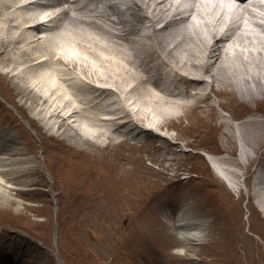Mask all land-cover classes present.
<instances>
[{
  "label": "rangeland",
  "instance_id": "rangeland-1",
  "mask_svg": "<svg viewBox=\"0 0 264 264\" xmlns=\"http://www.w3.org/2000/svg\"><path fill=\"white\" fill-rule=\"evenodd\" d=\"M17 79L0 74V110L5 107L3 118L13 123L21 138L22 157L29 162L21 165H29L34 174L17 179L28 183L15 185L9 199L0 198V210H11L0 217V264H243L244 252L254 251V246L247 250L246 241L253 238L264 248L256 197H249L251 168L243 177L236 175L241 168L237 137L242 133L244 146L251 149L255 122L248 121L239 132L225 125L233 122L231 117L250 119L253 102L214 91L217 98L211 94L208 102L215 115L190 106V116L181 118L176 127L189 147L212 153L218 164L235 170L231 175L239 178L241 188L236 190L213 172L201 154L187 151L170 156H177L171 162L173 171L166 166L167 155L153 143L142 147L122 143L115 151L99 150L91 141L86 145L85 137L79 138L83 146L62 140L58 128L47 130L31 122L36 108L26 100L23 83L18 91L13 86ZM212 85L220 88L219 83ZM20 99L29 106L26 112L17 105ZM215 100L225 111L215 106ZM254 102L264 107V95ZM174 118L176 113L171 114V124L176 125ZM263 147L264 142L257 152ZM67 148L79 154L61 157ZM122 155L131 163L116 170L118 179L109 185L106 168L114 167ZM126 167L137 169L132 181L124 175ZM176 171L180 175L173 179ZM181 211L204 227L201 241L188 242L181 236L176 216ZM71 230L73 234L67 236Z\"/></svg>",
  "mask_w": 264,
  "mask_h": 264
},
{
  "label": "bare ground",
  "instance_id": "bare-ground-1",
  "mask_svg": "<svg viewBox=\"0 0 264 264\" xmlns=\"http://www.w3.org/2000/svg\"><path fill=\"white\" fill-rule=\"evenodd\" d=\"M23 1L0 0V69L7 70L0 74L10 76L11 73L17 77L18 82H12L17 91L24 84L26 100L31 101V105L36 108V112L31 115L34 117L30 118L31 122L36 121L35 124L40 128L55 125L64 139L77 145L83 146L80 137L86 138V145L91 138L118 137L120 134L116 130H108L104 125L126 127L133 116L139 122L152 121L155 117L154 127L159 128L168 125L174 109L190 116L189 107L195 106L196 109L201 99L174 101L170 104L159 95L156 96L146 86L151 81L146 75L150 63L168 84L195 88L198 97L204 90V86L200 85L205 82L208 86L219 83L220 88L216 90L218 95L219 91L226 95L233 93L240 96V100L253 102L254 109L257 108L254 100L264 95V86L261 84L264 79V26L259 22L264 19V5L255 3L249 9L247 5L240 6V20L243 22L235 24L229 18L231 14L237 13V9L230 0H191L189 9L183 11L186 15L179 20L176 18L181 13L179 8L187 0H125L123 3L122 0H68L70 10L56 23L57 34L62 36L65 33L62 38L64 44L61 47L55 42L50 54L52 64L59 67L56 69L58 74L55 77L42 75V86L36 93L28 88L26 78L32 77L33 67L28 65L32 59L29 8ZM123 4L125 7L122 9ZM245 21L258 26L257 29L252 27L245 30ZM161 22L166 23L164 29L154 31V26ZM224 25L227 26L226 39L216 38L210 46L207 35L214 38ZM97 82L110 87L101 90L99 86H92ZM227 86L236 89L231 90ZM91 89L100 92L94 96ZM256 94L260 97H256ZM118 99L124 108L118 104ZM20 101L17 105L26 112L29 106L23 99ZM109 115H112L111 118ZM38 121L42 124L39 125ZM133 125L130 128L127 126L128 130L134 129ZM225 125L232 130L229 121ZM240 125L235 127L238 132ZM263 126L262 121L252 124V138L255 140L252 152L256 153L264 142V137L260 135L261 131L264 133ZM20 145L6 131L0 135V198L4 200L10 198L15 185L28 183L17 179L34 174L29 165H21L29 162L22 157L25 153L21 152L23 149ZM228 146L229 143L224 148ZM78 154L67 148L61 157ZM248 154H251L250 149L241 142L244 161ZM120 157L115 165L111 164L114 167L106 168L105 180L109 185L118 179L116 170L124 168L123 164L126 166L131 163L130 158ZM170 167L167 166L168 169ZM136 170L126 167L123 172L132 181L138 175ZM100 187L96 184L97 189ZM254 189L253 195L257 196L255 212L264 227V187H261L262 191ZM10 212V208H3L0 217ZM177 224L186 241L200 240L204 229L197 223L183 214L179 216ZM257 231L260 232V229ZM72 234V230L67 232V236L71 237ZM252 246L254 251L244 252L243 264H264L263 246L251 238L246 241L245 247L253 250Z\"/></svg>",
  "mask_w": 264,
  "mask_h": 264
}]
</instances>
